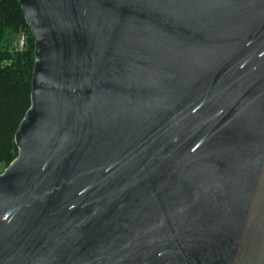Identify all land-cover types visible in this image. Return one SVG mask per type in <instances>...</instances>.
<instances>
[{
    "label": "water",
    "instance_id": "1",
    "mask_svg": "<svg viewBox=\"0 0 264 264\" xmlns=\"http://www.w3.org/2000/svg\"><path fill=\"white\" fill-rule=\"evenodd\" d=\"M17 1L0 264H264V0Z\"/></svg>",
    "mask_w": 264,
    "mask_h": 264
},
{
    "label": "trees",
    "instance_id": "2",
    "mask_svg": "<svg viewBox=\"0 0 264 264\" xmlns=\"http://www.w3.org/2000/svg\"><path fill=\"white\" fill-rule=\"evenodd\" d=\"M26 32L25 48L15 47ZM35 42L17 0L0 3V164L9 166L18 156L15 134L31 107Z\"/></svg>",
    "mask_w": 264,
    "mask_h": 264
},
{
    "label": "built area",
    "instance_id": "3",
    "mask_svg": "<svg viewBox=\"0 0 264 264\" xmlns=\"http://www.w3.org/2000/svg\"><path fill=\"white\" fill-rule=\"evenodd\" d=\"M4 1H7V0H0V3L4 2ZM26 39H27L26 32H22L18 35V37L15 41V47L17 50L22 51L25 48Z\"/></svg>",
    "mask_w": 264,
    "mask_h": 264
},
{
    "label": "rangeland",
    "instance_id": "4",
    "mask_svg": "<svg viewBox=\"0 0 264 264\" xmlns=\"http://www.w3.org/2000/svg\"><path fill=\"white\" fill-rule=\"evenodd\" d=\"M34 38V37H33ZM7 165H5V164H0V174H2V173H4L5 172V170L7 169Z\"/></svg>",
    "mask_w": 264,
    "mask_h": 264
}]
</instances>
